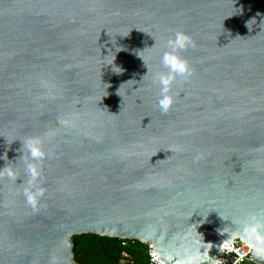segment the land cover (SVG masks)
<instances>
[{"label": "water", "instance_id": "obj_1", "mask_svg": "<svg viewBox=\"0 0 264 264\" xmlns=\"http://www.w3.org/2000/svg\"><path fill=\"white\" fill-rule=\"evenodd\" d=\"M180 30L194 72L162 114L152 76ZM33 136L48 153L35 211ZM5 152L19 178H0V264H77L88 233L152 243L167 264L201 235L220 244L219 212L264 218V0H0Z\"/></svg>", "mask_w": 264, "mask_h": 264}, {"label": "clouds", "instance_id": "obj_2", "mask_svg": "<svg viewBox=\"0 0 264 264\" xmlns=\"http://www.w3.org/2000/svg\"><path fill=\"white\" fill-rule=\"evenodd\" d=\"M194 47H196V41L193 36L183 30L175 32V34L166 41V48L168 50L161 56V64L167 71L157 72L152 76V83L159 87L157 106L162 114L169 113L176 103L173 85L176 83L177 77L188 80L193 75L194 68L191 62L183 56L182 53ZM120 50L121 49H116V51ZM139 55L144 59L141 54ZM114 61L115 59L107 64L113 65L114 73H122L123 69L114 65ZM144 61L146 62L145 59ZM47 135L51 136L53 133L50 132L47 133ZM43 143L42 137H28L26 140L22 141V148L20 149V151L23 152L21 157H26L25 166L29 177V186L24 188L23 195L26 203L32 207L34 211L38 210L40 200L46 192V189L38 184L42 170L37 162L43 161L48 156V153L43 147ZM0 158L7 161V152ZM197 159H199V157H197ZM5 176L14 182L19 178L16 168L9 163L0 169V178ZM219 214L223 220L230 221L229 225L234 226L229 227L228 225L218 229L220 235L223 236L227 233L228 237L220 244L214 245L211 242L206 243L201 235L199 238L195 239L191 246L185 248L183 252H177L175 254L176 259L174 264H217V259L210 255L214 246L217 247L221 253L237 251V255L243 260L244 256L240 255L239 251L234 248V244L237 240H240L247 246L249 252L245 253V255L250 254L253 260L260 261L261 264H264V218L253 216L247 221L241 222L234 217L228 218L220 212ZM165 258L172 264L171 256H166Z\"/></svg>", "mask_w": 264, "mask_h": 264}, {"label": "trees", "instance_id": "obj_3", "mask_svg": "<svg viewBox=\"0 0 264 264\" xmlns=\"http://www.w3.org/2000/svg\"><path fill=\"white\" fill-rule=\"evenodd\" d=\"M72 242L77 264H148L149 245L140 240L88 233L73 236Z\"/></svg>", "mask_w": 264, "mask_h": 264}, {"label": "built area", "instance_id": "obj_4", "mask_svg": "<svg viewBox=\"0 0 264 264\" xmlns=\"http://www.w3.org/2000/svg\"><path fill=\"white\" fill-rule=\"evenodd\" d=\"M126 242H124L125 244ZM149 251H148V264H167L154 250V246L152 243H148ZM234 248L239 251L240 255L244 256V259L241 260L240 256L237 255V251L225 252L222 258L217 262V264H261L260 261H255L251 258V255H245L249 250L245 244H243L240 240H237L234 244ZM120 264H127L124 260Z\"/></svg>", "mask_w": 264, "mask_h": 264}]
</instances>
